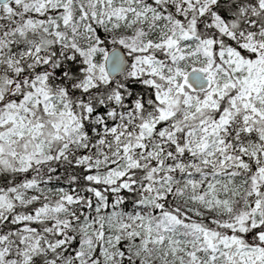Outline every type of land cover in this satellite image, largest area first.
Listing matches in <instances>:
<instances>
[{"label":"snow or ice","instance_id":"snow-or-ice-1","mask_svg":"<svg viewBox=\"0 0 264 264\" xmlns=\"http://www.w3.org/2000/svg\"><path fill=\"white\" fill-rule=\"evenodd\" d=\"M0 264H264V0H0Z\"/></svg>","mask_w":264,"mask_h":264}]
</instances>
